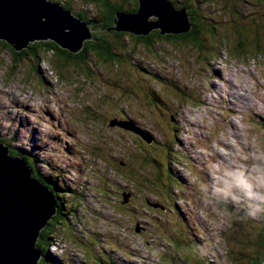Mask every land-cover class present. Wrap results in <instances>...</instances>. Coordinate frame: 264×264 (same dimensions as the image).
<instances>
[{
	"label": "rangeland",
	"instance_id": "1",
	"mask_svg": "<svg viewBox=\"0 0 264 264\" xmlns=\"http://www.w3.org/2000/svg\"><path fill=\"white\" fill-rule=\"evenodd\" d=\"M192 3L202 51L122 32L118 63L59 68L54 53L15 66L0 46V136L17 132L81 200L51 234L53 264L264 261V0Z\"/></svg>",
	"mask_w": 264,
	"mask_h": 264
},
{
	"label": "water",
	"instance_id": "2",
	"mask_svg": "<svg viewBox=\"0 0 264 264\" xmlns=\"http://www.w3.org/2000/svg\"><path fill=\"white\" fill-rule=\"evenodd\" d=\"M135 12L117 11L114 25L102 30L148 36L187 33L192 28L186 8L169 0H137ZM158 19L149 21V17ZM94 28L71 9L52 0H0V41L22 51L37 41H53L80 53L94 39ZM58 213L52 189L34 177L33 169L0 142V264H40L41 232ZM264 264V261L261 263Z\"/></svg>",
	"mask_w": 264,
	"mask_h": 264
},
{
	"label": "trees",
	"instance_id": "3",
	"mask_svg": "<svg viewBox=\"0 0 264 264\" xmlns=\"http://www.w3.org/2000/svg\"><path fill=\"white\" fill-rule=\"evenodd\" d=\"M82 3H85L86 5H91L95 7L92 9L93 13L91 11H88L87 9L84 10H78L75 11L73 9V2L74 0H56L57 3L63 4L65 8L71 9L74 14L80 18H82L85 22H87L91 28H94V39L91 41H87L85 43V46L83 50L80 53L72 54L70 52H67L60 48L56 43L53 41H37L35 43H31L28 48L22 50V51H16L14 48H12L8 43L5 41H0L1 47H6L5 49H8L13 54V61L15 62V66L20 62L21 59L26 58L30 60V62L36 61L39 62L41 58H45V55L54 53V55L58 58V61L55 62L56 65L59 68H62L66 65H79L80 61H83L84 59L89 58V56H94L96 58L103 59L106 62H114L118 63L119 59H121V56H119L117 53L113 51L115 47L120 43V38L123 37L125 34L117 33L114 30L108 31V30H102L101 28H111L114 25V18L117 11H130L135 12L138 10V2L133 7H127L130 4V0H80ZM196 0H185L181 5H178V1L175 2L172 1L174 7L176 9H182L186 8L187 13L190 15L191 22L193 23V29L184 34H178V35H166L165 38H172L175 41H179L181 39L193 41L194 43L199 44V50H203L202 40L200 38V33L202 29H205V27L200 28L198 20H200V17L193 18L192 17V11H194L193 3ZM182 7V8H180ZM191 12H190V10ZM194 15V13H193ZM259 34V33H258ZM164 38V36L161 35L160 31H153L148 36H142L139 37L142 39V41L148 45L153 44L155 41V38ZM113 38V40L111 39ZM258 40H260V36L255 37ZM122 44V43H120ZM0 47V48H1ZM235 50L239 51V55H242V52H244V43L243 39L238 40L236 45L233 46ZM232 50V47H230ZM37 70V69H36ZM88 73L91 72V69L87 67ZM17 132L12 136V139L7 140L0 136V142L5 143L10 147L11 154L13 156H21L22 158H25L28 161L29 166L33 169L34 177L41 180L45 185L49 186L57 200L58 204V213L56 216L49 222L47 227L42 230L40 238L38 240V247L42 250L43 256L40 261V264H53L55 260H53L51 254L49 253L50 247H55V241H52V233L56 231L58 227H61L62 225L65 227L64 223H71L69 220V215L71 214L72 210H77V205L81 203V200L78 201L76 204L73 205L71 202L72 198H77L75 196L76 190L73 189L72 186L69 184H66L67 182H63V178L61 177L62 173L59 169H53V167H48L50 172L45 173L41 172V168H39V164H42L38 157L33 154V149L36 150V148H29V149H20L15 147L14 141L15 139H18ZM14 140V141H13ZM13 141V142H12ZM168 178L173 179L176 181V177L174 175H171L173 173H170L168 170ZM172 176V177H171ZM178 184V181L176 182ZM163 184V182H162ZM78 196V195H77ZM71 203V204H70ZM227 206L230 207V209L234 208L229 203H227ZM231 209V211H233ZM241 215L239 216V219L248 220L249 217L245 215V211L239 210ZM236 212V211H235ZM238 213V212H236ZM75 216V214H73ZM66 221V222H64ZM66 227H70L67 226ZM260 239L263 241V244L260 245V250L256 251L257 254H264V235L260 236ZM193 245L198 246L196 244V240L192 239ZM179 243V242H176ZM244 244V243H243ZM247 245V244H246ZM57 247V246H56ZM251 254V253H249ZM256 254V253H255ZM253 256V254L251 255ZM261 262H258L257 264H261ZM115 264V263H114ZM254 263V260L252 262Z\"/></svg>",
	"mask_w": 264,
	"mask_h": 264
},
{
	"label": "flooded vegetation",
	"instance_id": "4",
	"mask_svg": "<svg viewBox=\"0 0 264 264\" xmlns=\"http://www.w3.org/2000/svg\"><path fill=\"white\" fill-rule=\"evenodd\" d=\"M169 1H170V2L174 1V2H175L176 0H169ZM177 1H178V0H177ZM129 2H130L131 4H133V5H135L136 2H138V1H137V0H130ZM178 3H179L178 5H181V4L183 3V1H182V2H179V1H178ZM172 4H173V3H172ZM180 8H182V7H180Z\"/></svg>",
	"mask_w": 264,
	"mask_h": 264
},
{
	"label": "bare ground",
	"instance_id": "5",
	"mask_svg": "<svg viewBox=\"0 0 264 264\" xmlns=\"http://www.w3.org/2000/svg\"><path fill=\"white\" fill-rule=\"evenodd\" d=\"M65 1V0H64ZM256 107H258V106H256ZM41 181V180H40ZM42 182V181H41ZM43 183V182H42ZM43 184H45V183H43ZM47 186V185H46ZM48 187V186H47ZM133 254V253H132Z\"/></svg>",
	"mask_w": 264,
	"mask_h": 264
}]
</instances>
